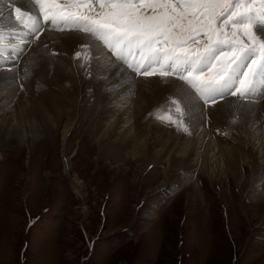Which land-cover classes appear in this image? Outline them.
Instances as JSON below:
<instances>
[{"label":"rangeland","instance_id":"rangeland-1","mask_svg":"<svg viewBox=\"0 0 264 264\" xmlns=\"http://www.w3.org/2000/svg\"><path fill=\"white\" fill-rule=\"evenodd\" d=\"M36 1L43 9L33 11L23 5L12 8H20L25 16L33 15L43 25L52 23L53 18L63 25L62 15L54 14L53 9L71 4L64 10L73 16L84 13L88 20L75 23L79 28L73 24L69 30L58 31L83 36L89 33V38L95 41L94 37L100 34L86 29L95 27L93 21L101 18L98 14L107 13L113 3V0H67L71 2L67 4L64 0ZM256 1L259 0H233V3L254 6ZM131 2L170 3L176 7L193 0ZM101 5L105 7L101 9ZM21 27L24 22L18 30ZM249 30L251 35L240 26L229 24L219 38L228 40L237 51L248 44L258 49V35L252 28ZM53 31L57 32H50ZM192 35L200 43L190 42V55L202 51L207 42L202 35ZM105 41L111 46L110 57L116 59L114 55L121 48L123 55L117 61L135 72L139 69L141 77H164L159 73L168 71L172 74L167 77L179 81L196 79L209 65H197L193 55L192 60L173 72L171 61L161 68L165 63L162 56L159 62H153L151 54L138 46ZM223 50L232 52L229 48ZM145 65L155 74L143 75ZM234 67L247 71L243 64ZM210 73L203 77H209ZM181 76L187 79L181 80ZM239 78H244L243 72ZM255 82L256 88L264 89V75H258ZM237 87L238 79L228 83L221 90L225 97L217 101L234 98L240 100L238 103L252 102L239 93L232 95ZM212 96L215 97L213 94L208 97ZM259 100H264V95L254 99L255 103ZM176 103L172 114L162 116L156 110L154 115L165 123L177 122L173 126L186 131L188 124L173 115L177 112ZM79 121L67 151L63 150L61 133L54 136L57 142L40 136L31 146L26 142L14 145L11 139L1 138L0 264H264V163L253 172L246 164L242 165L233 177L218 174L210 179L198 170L180 169L164 180V164L141 170L132 161L117 169L116 158L99 154L91 123ZM66 156L70 158L69 168L65 167ZM74 176L81 182L82 194L73 188Z\"/></svg>","mask_w":264,"mask_h":264},{"label":"bare ground","instance_id":"bare-ground-1","mask_svg":"<svg viewBox=\"0 0 264 264\" xmlns=\"http://www.w3.org/2000/svg\"><path fill=\"white\" fill-rule=\"evenodd\" d=\"M22 5L33 11L41 6L36 0H0V140L8 138L14 145L26 142L31 146L40 136L56 141L54 136L61 133L63 150L67 151L80 120L91 123L99 154L116 158L117 169L132 161L141 170L164 164V180L180 169L198 170L210 179L218 174L233 177L242 165L253 172L264 163V100L254 101L264 95L262 87L246 96L252 102L240 103L234 98L218 102L224 96L214 90L212 94L218 99L207 105L209 95H202L198 89L201 79L220 80L212 65L199 75L201 79L141 77L117 61L123 52H116V60L111 58L107 45L94 36L96 41L92 40L89 33L83 32V36L58 31L69 30L66 25L75 24L71 20L66 25L58 24L59 19L41 24L37 38L31 32L21 35L36 30L31 24L34 16L12 8ZM70 7L71 4L58 5L54 14L69 16L64 9ZM250 16V28L261 44L264 8L259 1ZM23 22L24 31L18 34ZM21 38L26 42L20 44ZM260 56L258 48L255 58ZM208 71L209 77H203ZM233 80L230 75L222 83L227 86ZM175 103L177 119L188 124L186 131L173 126L177 122L165 123L154 115L156 110L162 116L172 114ZM65 159V167L69 168L70 158ZM72 185L82 194L77 176Z\"/></svg>","mask_w":264,"mask_h":264},{"label":"snow or ice","instance_id":"snow-or-ice-1","mask_svg":"<svg viewBox=\"0 0 264 264\" xmlns=\"http://www.w3.org/2000/svg\"><path fill=\"white\" fill-rule=\"evenodd\" d=\"M259 3L261 8H264V0H259ZM104 7L101 5V9ZM108 7L109 11L98 14L101 18L93 21L95 27L88 28L87 31H96L101 39L107 41L115 40L118 44H127L130 47L135 45L147 50L153 62H159V57L162 56L165 63L161 64V68H165L166 62L171 61L173 72L179 65L192 60L193 55L197 65L211 64L217 69L220 80H202L198 89L202 95L213 91L231 73L232 78L239 80V87L232 95L239 93L243 97L248 94L256 77L264 75V44L259 45L262 55L255 58L257 48L254 44L242 46L238 51L233 48L229 53L223 49L231 48V43L219 38L220 33L229 24L233 27L243 26L245 31L249 30L252 4L233 3V0H193L192 3L173 7L170 3L134 4L131 0H113ZM176 8H180L181 11L177 12ZM161 9L165 11L161 12ZM20 11V8H17V13ZM63 19L66 23L69 20L77 23L88 20V16L70 14ZM52 22L56 23L55 18ZM193 33L196 36L202 35L207 42L202 51L190 55L191 50L188 47L190 42L200 43L195 40ZM232 36L235 37L236 33L233 32ZM238 64H243L247 71L234 67ZM241 72L243 79L239 78ZM154 74V71L148 70L147 65L144 66L143 75ZM170 74L172 73L168 71L159 73L161 76ZM180 78L187 79L184 76ZM228 86L231 87V84ZM212 99L214 102L215 97Z\"/></svg>","mask_w":264,"mask_h":264}]
</instances>
